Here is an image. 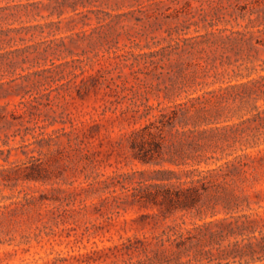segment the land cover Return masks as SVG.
I'll use <instances>...</instances> for the list:
<instances>
[{"label":"rangeland","instance_id":"1","mask_svg":"<svg viewBox=\"0 0 264 264\" xmlns=\"http://www.w3.org/2000/svg\"><path fill=\"white\" fill-rule=\"evenodd\" d=\"M262 9L264 0H0V78L34 97L7 106L18 118L0 133V168L21 172L31 158L42 166L39 180L12 188L0 175V264H122L151 250L166 225L229 216L220 206L214 216L164 212L133 196L177 181L161 169L184 180L193 168L248 164L227 176L234 215L263 211L264 154L249 147L233 160L252 124L242 123L249 113L232 86L264 74L263 35L249 22ZM230 29L245 30V41L229 39ZM169 105L184 114L157 139L165 158L186 163H142L131 131ZM25 193L28 204L9 203ZM128 241L136 247L123 251Z\"/></svg>","mask_w":264,"mask_h":264},{"label":"trees","instance_id":"2","mask_svg":"<svg viewBox=\"0 0 264 264\" xmlns=\"http://www.w3.org/2000/svg\"><path fill=\"white\" fill-rule=\"evenodd\" d=\"M249 22L252 23V26L257 23L256 31L263 35L257 42L264 45V9L260 10L256 17L250 18ZM230 32L231 34L236 33L237 36L232 38L231 35H227L229 39H234L236 42L245 41V30L230 29ZM2 34L7 33L0 29V38ZM9 65L10 69L14 68L13 62H10ZM232 71L235 76H250V72L243 76L235 69ZM14 79L0 78V99H5L0 103V133L9 129L13 125V119L18 118L14 108L7 110L8 105L17 106L20 103L26 105L28 100H34L33 96L30 99L24 97V93L20 91L23 85H13L11 82ZM232 86L240 88L235 98L249 113L242 123L250 122L252 124V132L243 134L238 139L240 145L245 148H242V154L234 155L233 160L240 158L238 160L240 162L243 156H246L244 150L249 147H258V150L264 154V74L247 78L232 84ZM17 95L21 97L20 101H12L13 97ZM259 100H263L262 107L257 105ZM182 109V107L177 108L170 105L168 110L160 107L158 113L152 115L153 119L148 118L147 123L131 131L130 135L134 139L139 138V142L135 140L132 146L139 147L138 159L142 163L155 164L162 161L173 164L186 163L185 160H178L173 155L165 158L162 154V144L157 139L164 127L184 114ZM5 137H8V134H5ZM2 142L6 143L5 140ZM194 157L195 163L201 161L199 154ZM29 162L30 164L26 165L21 172L18 171L19 167L16 165L1 167L0 175L5 179L3 185L12 188L16 185L17 178L26 181L39 180L42 177L41 163L38 158H31ZM246 165L248 164H218L209 169L193 168L185 172L184 180H181L180 176H176L174 170H159L163 175H173L177 181L145 184L136 189L133 196H137L138 200L152 202L160 206L164 212L194 209L200 215L214 216L219 212L216 207L220 206L229 216L218 220H208L191 227H184L181 224L166 225L164 230L155 235L156 241L151 250L143 249L139 259L133 260L132 256H129L123 259L122 264H264V209L263 211H252L253 216L245 213L234 215L239 205V196L236 193L235 183L227 180V176L232 173H245L246 170L243 168ZM159 179L167 178L160 177ZM255 192L257 199L264 201V189H258ZM30 197L33 195L25 193L22 199H13L9 203L28 204ZM6 206L0 204V211H2V207ZM216 221L218 223L214 228L209 227ZM120 246L123 251L133 250L136 247L130 241L122 242Z\"/></svg>","mask_w":264,"mask_h":264}]
</instances>
